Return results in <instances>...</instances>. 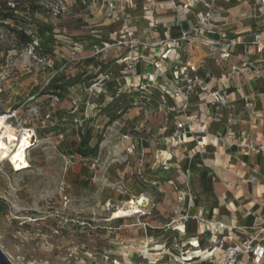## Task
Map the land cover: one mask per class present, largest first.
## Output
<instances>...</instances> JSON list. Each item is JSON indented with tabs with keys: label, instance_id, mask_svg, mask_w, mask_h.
Instances as JSON below:
<instances>
[{
	"label": "rangeland",
	"instance_id": "rangeland-1",
	"mask_svg": "<svg viewBox=\"0 0 264 264\" xmlns=\"http://www.w3.org/2000/svg\"><path fill=\"white\" fill-rule=\"evenodd\" d=\"M43 26L34 54L0 28V115L10 117L18 135L24 129L34 135L26 149L32 168L17 173L0 163V249L12 264H144L135 259L138 252L152 248L155 233L163 236L150 221L159 200L154 194H165L167 149L149 129L131 130L140 114L127 110L143 105L130 95L144 85L129 94L107 89L104 52L86 54L83 44ZM160 94L150 91L148 101L162 104ZM154 138L158 146L134 145ZM139 200L144 216L133 212ZM120 256L122 263L115 261ZM219 257L206 262L217 264Z\"/></svg>",
	"mask_w": 264,
	"mask_h": 264
},
{
	"label": "crops",
	"instance_id": "crops-1",
	"mask_svg": "<svg viewBox=\"0 0 264 264\" xmlns=\"http://www.w3.org/2000/svg\"><path fill=\"white\" fill-rule=\"evenodd\" d=\"M109 1L87 0L83 5L79 0H70L72 8L67 16L50 21L46 13L37 12L32 22L38 34L43 25H51L53 32L61 34V39L83 44L81 47L89 55L98 47L110 44L121 30L127 29L131 34L136 47L104 50L108 58L100 72L107 78L102 84L107 89L122 87L126 94L144 85V92L130 95L131 101L139 99L143 105L127 110L129 114H140V118L134 119L131 130L136 134L149 129L152 135H158L159 143L163 141L167 148L163 154L168 167L162 181L165 194H154L159 200L150 221V227L163 231V236L155 233L152 248L138 252L140 255L135 259L149 264L150 250L161 251L165 244L170 247L166 254L168 264H179L176 257H184V252H187L186 264H208L209 257H219L231 244L228 236L232 237V242H240L255 225H264V151H258L264 150V48L251 46L254 34L264 31V5L253 0H212L214 18L209 32L197 25L202 12L200 4L192 9L183 7V0H115L120 10L111 19L107 16ZM173 3L181 8L176 9ZM182 31L201 35L215 48L192 45L189 55L185 54L184 44H171ZM230 39L238 43L228 59H221L222 43ZM169 46L172 50L168 56L176 58L178 63L192 64L194 74L208 88L226 92V107L218 110L194 97L184 110L167 99L166 106L176 109L164 110L155 98L160 92L158 85L168 83L169 73L158 75L149 85L143 75L146 71L157 73L150 65L152 60L161 61L168 71L173 67V62L166 59L168 56H164L166 60L160 59ZM133 55H137L135 61ZM242 61L252 62L260 75L248 72L234 80L229 78L232 68ZM112 68L116 73L112 74ZM150 91L155 98L148 101ZM245 100L253 104L251 114L244 108ZM194 115L196 118L189 119V128L181 143L168 144L166 141L175 123ZM142 119L149 120L146 124L149 128L140 124ZM122 133L128 131L123 129ZM153 140L154 143L136 140L134 145L141 150L158 146L157 139ZM197 143L202 145L201 149ZM184 214L188 218L183 221L180 218ZM210 226L215 229L211 230ZM157 237H163L160 243ZM121 259L120 256L115 261L122 263ZM239 259L240 264H250L245 256Z\"/></svg>",
	"mask_w": 264,
	"mask_h": 264
},
{
	"label": "built area",
	"instance_id": "built-area-1",
	"mask_svg": "<svg viewBox=\"0 0 264 264\" xmlns=\"http://www.w3.org/2000/svg\"><path fill=\"white\" fill-rule=\"evenodd\" d=\"M83 5H85L87 0H79ZM185 4L183 7H188L196 9L200 4L202 6V12L199 14L197 25L198 28L206 29L210 32L211 22L214 18V8L212 0H183ZM255 3L264 5V0H253ZM0 5L3 7L2 13L9 14L6 18L0 19V28L6 30L9 33L14 34V30L20 33H23L30 38V41L27 43V49L30 54H34L36 50L40 49V38L37 32V26L32 22L33 15L37 12L46 13L50 21L59 20L68 14H70L72 3L70 0H0ZM173 6L176 9L181 8L180 6ZM108 13L107 16L111 19L115 18L116 13L120 10V5L117 4V1L110 0L107 3ZM152 25L153 22H151ZM124 32V33H123ZM130 33L127 29L121 30L116 39L105 47L97 48L95 50V55H101L106 48L112 47H124L126 46L129 50L136 47V42L133 39H130ZM179 43L184 44L186 47L184 52L189 55V48L192 45L196 46H206L209 48H215L214 44L208 39L202 37L198 34H190L188 31H182L178 40L171 41L172 46L179 45ZM236 39L225 40L222 43L220 50L222 54L220 55L221 59H228L235 46L237 45ZM251 46L262 49L264 48V31L256 33L253 36ZM142 47H145L143 45ZM172 48L170 46L167 48L165 53L160 57L162 60H168L173 62V67L168 71L163 66L161 61H150V65L153 67L157 73H150L146 71L143 75V79L146 81V84L154 83L158 75L163 76L164 74L169 73V81L164 85H158V88L161 92L160 100L163 104L164 110L171 111L175 110L176 107L184 110L188 101L191 98L202 99L205 101V104L215 107L218 110H222L227 106V96L226 92L220 88L210 89L207 85L203 84L202 81L194 74L195 68L189 62L178 63L176 58H171L168 56V53ZM164 56H168L164 59ZM137 56L133 57L135 61ZM253 72L256 75H260V71L256 66L249 61H242L241 64L232 68L228 74L229 78L233 79L240 76L241 74ZM171 99L176 103V107L166 106V100ZM177 100L178 103L176 102ZM54 104L59 103V98L55 97L52 101ZM76 106V101L71 100L70 107L74 108ZM245 110L251 114L253 109V104L245 100L244 103ZM196 116H191L186 118L183 121H178L175 123L174 127L171 130V134L167 139V143L171 146H175L181 143L182 138L184 137L185 130L188 127L189 119L194 120ZM10 117H7V122ZM9 124V123H8ZM200 131H204V127L200 128ZM124 139H128V136H124ZM198 144V148L201 149L202 145ZM258 151H264L260 148ZM163 169L167 170L168 167L163 165ZM254 181V178H251V182ZM146 212L136 213L134 215L144 216ZM188 218L187 214H184L180 219L186 220ZM210 229H215L213 226H210ZM228 241L231 242L219 255V262L217 264H240V257L245 256L250 264H264V225H255L250 234L240 242H232V237L228 236Z\"/></svg>",
	"mask_w": 264,
	"mask_h": 264
},
{
	"label": "bare ground",
	"instance_id": "bare-ground-1",
	"mask_svg": "<svg viewBox=\"0 0 264 264\" xmlns=\"http://www.w3.org/2000/svg\"><path fill=\"white\" fill-rule=\"evenodd\" d=\"M33 136V133L26 129H24L23 133L18 135L14 128L8 124L7 116L0 115V163H5L4 165L6 167H11V170L17 173L32 168L27 159L28 156H26V149L31 146ZM141 201L142 200H139L135 203L134 213H143L139 207ZM167 244H169V242H167ZM169 248V245L164 244L161 251L159 249L150 250L152 258L149 264H168L166 261V254L168 253ZM186 254L187 252H184V257H181L180 255L176 257L178 258L179 264H186Z\"/></svg>",
	"mask_w": 264,
	"mask_h": 264
},
{
	"label": "trees",
	"instance_id": "trees-1",
	"mask_svg": "<svg viewBox=\"0 0 264 264\" xmlns=\"http://www.w3.org/2000/svg\"><path fill=\"white\" fill-rule=\"evenodd\" d=\"M2 10H3V7L0 5V19H1V18H6V17L9 16V14H3V13H2ZM13 32H14V34L16 35V37L21 38L22 41H23L24 43L27 44V43L29 42V37H27V36L24 35L23 33L17 32V31H15V30H14ZM52 88H53L54 90H60V89H63L62 86H60V85H53ZM48 90H50V88H49V86H46V87L44 88V91H48ZM43 93H44V92H43ZM79 154H80V155H83L82 152H80V151H79Z\"/></svg>",
	"mask_w": 264,
	"mask_h": 264
},
{
	"label": "water",
	"instance_id": "water-1",
	"mask_svg": "<svg viewBox=\"0 0 264 264\" xmlns=\"http://www.w3.org/2000/svg\"><path fill=\"white\" fill-rule=\"evenodd\" d=\"M0 264H12L1 250H0Z\"/></svg>",
	"mask_w": 264,
	"mask_h": 264
}]
</instances>
